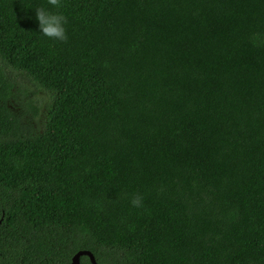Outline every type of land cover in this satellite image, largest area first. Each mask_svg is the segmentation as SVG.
<instances>
[{
    "label": "trees",
    "instance_id": "obj_1",
    "mask_svg": "<svg viewBox=\"0 0 264 264\" xmlns=\"http://www.w3.org/2000/svg\"><path fill=\"white\" fill-rule=\"evenodd\" d=\"M61 3L0 0V264H264V0Z\"/></svg>",
    "mask_w": 264,
    "mask_h": 264
},
{
    "label": "clouds",
    "instance_id": "obj_2",
    "mask_svg": "<svg viewBox=\"0 0 264 264\" xmlns=\"http://www.w3.org/2000/svg\"><path fill=\"white\" fill-rule=\"evenodd\" d=\"M47 3L57 9L63 5L61 0H47ZM36 20L39 23L40 33L52 40L67 42L68 36L65 29L67 17L60 13L46 11L43 7L35 9ZM254 46H264V38H261L259 33H254L251 37ZM131 205L136 208L143 207V197L140 194H135L131 201Z\"/></svg>",
    "mask_w": 264,
    "mask_h": 264
},
{
    "label": "rangeland",
    "instance_id": "obj_3",
    "mask_svg": "<svg viewBox=\"0 0 264 264\" xmlns=\"http://www.w3.org/2000/svg\"><path fill=\"white\" fill-rule=\"evenodd\" d=\"M10 75L12 77L13 82L12 88L14 93V99H10L8 101L13 102L15 110L19 113H22L23 117L27 118L28 121L32 123L35 127H41L42 121L44 120L45 116V104L48 100V92L43 89L35 88L18 71L11 70ZM22 87L24 88L22 89ZM25 89L26 95L24 93ZM29 98L35 99V114H31L28 110H25L23 107V101H26Z\"/></svg>",
    "mask_w": 264,
    "mask_h": 264
},
{
    "label": "water",
    "instance_id": "obj_4",
    "mask_svg": "<svg viewBox=\"0 0 264 264\" xmlns=\"http://www.w3.org/2000/svg\"><path fill=\"white\" fill-rule=\"evenodd\" d=\"M81 254H84L87 256L89 262L91 264H98L95 259L94 256L92 255V253L88 250V249H78L76 250L70 257V263L71 264H80L79 262V256Z\"/></svg>",
    "mask_w": 264,
    "mask_h": 264
}]
</instances>
